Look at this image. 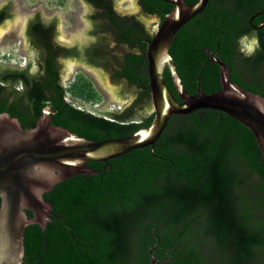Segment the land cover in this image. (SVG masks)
Returning a JSON list of instances; mask_svg holds the SVG:
<instances>
[{
	"label": "trees",
	"instance_id": "obj_1",
	"mask_svg": "<svg viewBox=\"0 0 264 264\" xmlns=\"http://www.w3.org/2000/svg\"><path fill=\"white\" fill-rule=\"evenodd\" d=\"M87 1L97 12L96 39L88 46L57 43L58 19L47 21L38 12L25 29L27 67L0 65V112L17 117L23 128L36 126L47 104L51 123L90 140L130 135L153 121L154 113L138 110L152 103L146 47L153 35L136 15L119 14L114 0ZM139 2L144 13L161 19L173 8L167 0ZM262 8L264 0H210L179 30L170 53L190 94L222 89L220 67L210 61L213 50L250 78L233 70V82L264 95V30L257 31L253 55L236 50L250 15ZM11 16L4 5L0 23ZM111 41L120 52L109 50ZM69 56L125 79L136 89L133 104L103 112L106 117L72 106L59 60ZM164 79L181 100L168 66ZM87 164L96 172L78 173L44 193L52 213L45 228L25 227L23 264H152L151 249L157 264H264L263 152L254 132L226 112L174 115L154 148Z\"/></svg>",
	"mask_w": 264,
	"mask_h": 264
},
{
	"label": "water",
	"instance_id": "obj_2",
	"mask_svg": "<svg viewBox=\"0 0 264 264\" xmlns=\"http://www.w3.org/2000/svg\"><path fill=\"white\" fill-rule=\"evenodd\" d=\"M77 1L66 0L64 9ZM120 1L114 0V9L119 14L136 15L147 30L154 33L146 47L152 103L143 109L138 107L142 115L154 113L153 121L148 127L139 128L130 135L90 140L51 123V106L44 108L36 126L31 128H23L20 120L8 112H0V264H23L25 227L39 223L45 228L49 213H52V204L45 200L44 193L58 182L78 173L96 172L88 166L89 161H108L133 149L146 146L154 148L174 115H188L202 109L226 112L254 132L264 158V95L233 82L227 64L215 57L213 52L212 60L220 67L222 89L213 93L199 91L190 94L173 62L170 47L175 35L204 10L209 0H197L187 5L184 0H171L174 7L164 16L155 32L150 29V23L157 20L155 15L144 13L138 0H133L132 10L120 8ZM3 6L4 3L0 9ZM263 13L264 10L258 14ZM95 14L97 12L93 6ZM18 18L26 28L30 18ZM108 48L114 53L121 50L115 41H111ZM60 61L63 86L73 80L76 70H84L88 79L105 96L101 105L92 106L65 94V100L72 106L106 117L103 112L123 111L133 104L135 87L130 86L125 79L113 78L105 67L78 58H62ZM166 66L171 71L173 84L181 100L177 99L164 79ZM17 89L21 90L22 86L19 84ZM109 102L124 106L112 110L108 108ZM27 210L33 212L32 217H29ZM152 252L151 249L152 264H157Z\"/></svg>",
	"mask_w": 264,
	"mask_h": 264
},
{
	"label": "rangeland",
	"instance_id": "obj_3",
	"mask_svg": "<svg viewBox=\"0 0 264 264\" xmlns=\"http://www.w3.org/2000/svg\"><path fill=\"white\" fill-rule=\"evenodd\" d=\"M9 4L12 16L0 23V65L21 68L18 62L28 59L27 52L31 50L26 40L25 25L18 17L31 18L36 13L47 20L58 19L56 41L66 47H82L93 42L96 37L93 30V5L87 0H78L64 9L66 0H0V6ZM119 7L126 10L134 8L133 0H121ZM159 26L158 19L150 23V29L155 32ZM32 58L34 52L32 51ZM23 65V63H22ZM37 66L31 69L36 72ZM65 94L92 106H99L105 96L97 89L93 81L88 79L84 70H76L73 80L64 85ZM124 105L109 102L108 108L122 109Z\"/></svg>",
	"mask_w": 264,
	"mask_h": 264
},
{
	"label": "flooded vegetation",
	"instance_id": "obj_4",
	"mask_svg": "<svg viewBox=\"0 0 264 264\" xmlns=\"http://www.w3.org/2000/svg\"><path fill=\"white\" fill-rule=\"evenodd\" d=\"M168 2H170L171 4H173L172 2H171V0H167ZM210 1V0H209ZM138 2H139V0H138ZM209 3V2H208ZM184 4H185V0H184ZM139 5H140V7H141V4H140V2H139ZM208 5V4H207ZM173 7H174V4H173ZM206 8V7H205ZM204 8V9H205ZM141 9H142V7H141ZM264 10V8H262V9H260V10H256L255 12H253L251 15H250V17H249V19H248V26H249V30L248 31H246V32H243L241 35H239V37H238V42H237V48H236V50L237 51H240V52H243L242 51V48L244 47V45L245 44H247V43H249L250 41H251V39H252V37H255V38H257L258 39V37H257V31L258 30H264V24H262L263 22H264V13L263 14H258L260 11H263ZM148 15H155L156 17H157V19H158V23H159V25H160V22H161V18H160V16L159 15H157V14H148ZM260 16H263V18H261V20L260 21H257L256 19L258 18V17H260ZM147 29V28H146ZM158 29V28H157ZM179 32V31H178ZM177 32V33H178ZM154 34V33H153ZM152 34V35H153ZM176 36V35H175ZM247 37V39H245ZM145 40H147V39H145ZM258 42H259V39H258ZM62 46H64V45H62ZM86 46H88V44L86 45ZM125 46H127V44H125ZM210 52L212 53L213 52V54H214V56L215 57H217L218 59H220V60H224V59H221V58H219L218 56H217V54H216V51H213V50H210ZM211 53H210V61L211 62H213V63H216L215 61H213L212 60V55H211ZM244 53V52H243ZM63 58H74V59H77V57H73V56H69V57H63ZM62 59V57L59 59V60H61ZM88 62V61H87ZM224 62H225V60H224ZM60 63H61V61H60ZM88 63H90V62H88ZM226 63V62H225ZM90 64H92V63H90ZM217 65H218V63H216ZM92 65H96V64H92ZM228 66V65H227ZM231 68V69H230ZM228 67V69H229V71H230V74H231V72L233 71V70H235V71H237V72H240L241 74H243V79H247V80H250V78L249 77H247V75L246 74H244V70H240V69H237L238 68V65H234V64H232V67ZM237 83V82H236ZM61 84L63 85V83H62V78H61ZM47 106H51L50 104H47L45 107H47ZM44 107V108H45ZM52 108V107H51Z\"/></svg>",
	"mask_w": 264,
	"mask_h": 264
},
{
	"label": "clouds",
	"instance_id": "obj_5",
	"mask_svg": "<svg viewBox=\"0 0 264 264\" xmlns=\"http://www.w3.org/2000/svg\"><path fill=\"white\" fill-rule=\"evenodd\" d=\"M245 39H247V37ZM258 47H259L258 39L255 37H252L251 41L244 45V47L242 48V51L244 52L245 55L251 56L255 53V51ZM26 60H27L26 64L23 65L21 68L27 67L29 60L27 58H26ZM14 67H17V66L14 65ZM17 68H19V67H17ZM110 109L116 110L113 108H110Z\"/></svg>",
	"mask_w": 264,
	"mask_h": 264
},
{
	"label": "built area",
	"instance_id": "obj_6",
	"mask_svg": "<svg viewBox=\"0 0 264 264\" xmlns=\"http://www.w3.org/2000/svg\"><path fill=\"white\" fill-rule=\"evenodd\" d=\"M26 62H27V60L24 58V62H18V64H19V66H23V65H25L26 64ZM22 63H23V65H22ZM14 65H16L15 63H14Z\"/></svg>",
	"mask_w": 264,
	"mask_h": 264
},
{
	"label": "bare ground",
	"instance_id": "obj_7",
	"mask_svg": "<svg viewBox=\"0 0 264 264\" xmlns=\"http://www.w3.org/2000/svg\"><path fill=\"white\" fill-rule=\"evenodd\" d=\"M0 33H1V31H0Z\"/></svg>",
	"mask_w": 264,
	"mask_h": 264
}]
</instances>
